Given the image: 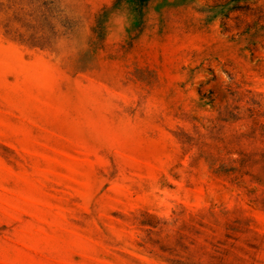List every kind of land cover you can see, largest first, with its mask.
I'll return each mask as SVG.
<instances>
[{
  "label": "rangeland",
  "instance_id": "obj_1",
  "mask_svg": "<svg viewBox=\"0 0 264 264\" xmlns=\"http://www.w3.org/2000/svg\"><path fill=\"white\" fill-rule=\"evenodd\" d=\"M0 264H264V0H0Z\"/></svg>",
  "mask_w": 264,
  "mask_h": 264
}]
</instances>
